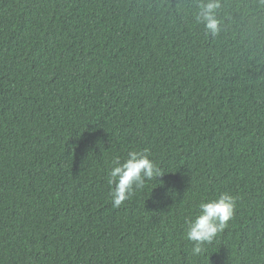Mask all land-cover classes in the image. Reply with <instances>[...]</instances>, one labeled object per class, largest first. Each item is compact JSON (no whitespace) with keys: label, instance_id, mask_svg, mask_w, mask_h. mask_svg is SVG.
I'll return each instance as SVG.
<instances>
[{"label":"trees","instance_id":"trees-1","mask_svg":"<svg viewBox=\"0 0 264 264\" xmlns=\"http://www.w3.org/2000/svg\"><path fill=\"white\" fill-rule=\"evenodd\" d=\"M0 0V264H264V5ZM162 177L119 207L112 161ZM236 198L192 254L202 199Z\"/></svg>","mask_w":264,"mask_h":264},{"label":"clouds","instance_id":"clouds-1","mask_svg":"<svg viewBox=\"0 0 264 264\" xmlns=\"http://www.w3.org/2000/svg\"><path fill=\"white\" fill-rule=\"evenodd\" d=\"M264 5V0H260ZM199 19L205 24L207 31L216 35L219 22L214 13L219 7V0H206L200 4ZM160 168L150 159V151H129L123 161L117 157L112 161L108 172L110 196L115 207H119L134 193V189H142L147 181L162 177ZM236 198L227 192L216 198H205L197 206L198 214L186 220L185 238L192 242V254L202 253V245L211 243L217 235L228 227L234 217Z\"/></svg>","mask_w":264,"mask_h":264}]
</instances>
